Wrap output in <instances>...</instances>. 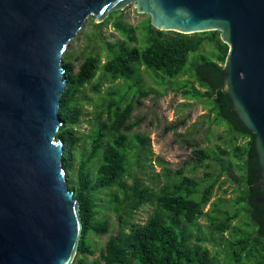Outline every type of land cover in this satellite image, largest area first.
Masks as SVG:
<instances>
[{
  "label": "water",
  "instance_id": "water-1",
  "mask_svg": "<svg viewBox=\"0 0 264 264\" xmlns=\"http://www.w3.org/2000/svg\"><path fill=\"white\" fill-rule=\"evenodd\" d=\"M134 6L160 31L219 32L223 92L254 135L264 185V0H0V264H74L81 203L63 165L69 44Z\"/></svg>",
  "mask_w": 264,
  "mask_h": 264
},
{
  "label": "trees",
  "instance_id": "trees-1",
  "mask_svg": "<svg viewBox=\"0 0 264 264\" xmlns=\"http://www.w3.org/2000/svg\"><path fill=\"white\" fill-rule=\"evenodd\" d=\"M113 13L106 22L97 24L103 30L117 14ZM115 27L124 37L117 43H106L110 58L103 64L100 56H89L79 67L74 53L69 50L64 55L63 66L69 81L68 92L62 108L64 125L58 139L64 143L63 165L67 171L68 186L75 191L76 198L81 203L83 218V236L79 254L74 264H101L100 261L88 263L85 256L97 255V250L90 243V236H102L111 231L109 220L97 221V198L102 191L118 188L126 192V203L116 195V213L121 220V229L116 237L107 243L101 253L104 264H212L209 252L201 245L191 244L189 227L199 223L205 215L204 209L213 197L216 181L210 182L211 175L205 174L203 180L185 175L179 171V183L174 187H163L156 191L144 187L139 181L129 186L126 177L129 175V153L132 151L131 136L142 120L132 122L133 115L142 99L149 91L138 88L135 99L123 105V102H112L109 105V121H102L97 116L98 128L92 136V146L89 154L84 156L78 169L74 164V154L82 142L77 127L80 125L84 108L82 105L84 89L98 77L99 72L109 76L113 82L120 79L135 80L143 73L145 67L157 76L172 80L181 77L193 53L199 52L208 45L212 48V58H205L202 64L193 63L197 69V79L203 93L196 91L193 97H203L217 113L218 119L228 125L236 142L242 138L243 144H236L233 157L241 164L239 168L246 177L243 182L246 191L243 192L242 203L250 206L247 210L257 223L254 244H250L251 234H241L236 243L239 255L249 257L264 251V193L258 184L260 175L257 155L253 147L254 135L249 133L233 111L232 102L223 92V64L228 54V46L221 41L219 32L197 33L192 35L177 32L160 31L152 25L148 31L147 47L142 49L133 44L136 42L137 29L123 22H116ZM188 71V70H187ZM101 84L96 86L100 92ZM191 93L187 92L189 96ZM114 95V94H113ZM146 144L147 140L141 141ZM194 156L204 168H210L205 162L210 155L197 144ZM99 163V166L97 165ZM98 166V167H97ZM97 170L96 177L95 170ZM75 172V173H74ZM74 173V174H73ZM207 184L206 186H204ZM258 198L263 200L258 202ZM155 205L156 210L145 224L128 223L127 215L136 213L146 205ZM237 215L228 216L222 222H213L212 226L219 233L230 231L231 224ZM251 245V247H250ZM234 262V261H233ZM234 264L242 263L240 257ZM256 264H264V259Z\"/></svg>",
  "mask_w": 264,
  "mask_h": 264
},
{
  "label": "rangeland",
  "instance_id": "rangeland-1",
  "mask_svg": "<svg viewBox=\"0 0 264 264\" xmlns=\"http://www.w3.org/2000/svg\"><path fill=\"white\" fill-rule=\"evenodd\" d=\"M116 22L135 27L137 33L133 45L142 49L147 47L151 18L139 14L134 6L124 14H117L102 31L96 27L98 22L92 17L67 49L74 53L79 67L92 55L100 56L103 64L107 62L110 52L106 43L124 40L115 27ZM212 55V48L208 45L191 54L186 72L175 80L157 76L145 67L143 73L130 81L120 79L113 82L109 76L99 72L93 83L84 89L82 96L84 114L77 131L83 140L76 148L74 164L78 169L82 158L91 150L92 136L99 126L97 116H102L104 122L109 121L110 103L124 100L123 105H126L135 99L138 90L136 86L140 85L142 90L150 94L141 100L142 105L137 107L132 119V122L142 120V125L130 134L133 149L128 158V185L134 186L139 181L144 187L160 191L163 187L172 188L179 183L176 175L179 171L183 170L185 175L199 180L206 178L205 174H210V182L216 181V186L212 199L204 209L205 215L198 224L188 228L192 236L191 244L206 249L212 264H234L238 257L242 263L256 264L264 259L261 248L249 257L247 253L238 256L236 246L241 234H251V245L257 237V232L250 228L257 226L253 216L247 212L251 207L241 202L243 192L246 191L243 182L246 175L239 169L241 164L233 157L236 144L244 145L246 142L242 138L237 142L233 140L228 125L218 119L208 101L203 97H193L196 91H205L196 77L197 69L192 67L193 63L202 64L205 58H212ZM99 84L102 86L100 92H97L95 89ZM187 92L191 94L187 96ZM145 139L147 143H141ZM190 144H197L210 155V159L205 162L210 168L199 164ZM125 193L115 188L99 194L97 221L109 220L111 231L102 236H90V243L97 250V255L85 256L88 263L100 261L104 264L101 253L121 229L120 216L116 213V195L127 204ZM155 210V205L148 204L136 213L128 212L127 222L145 224ZM235 215L238 217L232 222L230 231L223 234L213 228V222L220 223L226 217Z\"/></svg>",
  "mask_w": 264,
  "mask_h": 264
},
{
  "label": "flooded vegetation",
  "instance_id": "flooded-vegetation-1",
  "mask_svg": "<svg viewBox=\"0 0 264 264\" xmlns=\"http://www.w3.org/2000/svg\"><path fill=\"white\" fill-rule=\"evenodd\" d=\"M258 184L260 185V187L262 188V192L264 193L263 179H262L261 176H260V179L258 180ZM258 202H259V203H262L263 200H262L261 198H258Z\"/></svg>",
  "mask_w": 264,
  "mask_h": 264
}]
</instances>
